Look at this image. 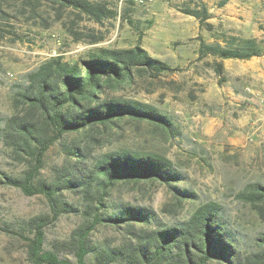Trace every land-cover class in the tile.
Here are the masks:
<instances>
[{"label": "rangeland", "instance_id": "374dc122", "mask_svg": "<svg viewBox=\"0 0 264 264\" xmlns=\"http://www.w3.org/2000/svg\"><path fill=\"white\" fill-rule=\"evenodd\" d=\"M90 1L102 2L113 15L95 21L47 0H0V134L11 116H37L21 94L33 89V75L41 67L79 65L103 48L139 45L169 69L156 75L135 71L131 80L105 85L100 98L141 102L172 125L124 118L62 134L45 152L34 182L72 164L78 158L70 153L75 146L85 171L111 152L157 154L178 179L118 181L105 198L150 210L154 219L144 226L148 229L185 221L200 205L214 203L241 252L254 251L256 237L264 234V201L249 197L255 185H264V0L258 3L259 19H249L241 9L256 0ZM245 39L255 42L259 55L220 58L209 51ZM215 62L222 64V74ZM32 162L0 138V264H44L29 256L27 244L34 235L31 218L50 215L49 203L4 179L22 177ZM171 186L195 196L178 201ZM59 193L73 208L46 224L42 250L78 264L72 237L85 227L92 247L129 241L122 225L93 223L100 211L88 206L87 193ZM85 264H99L93 252Z\"/></svg>", "mask_w": 264, "mask_h": 264}, {"label": "trees", "instance_id": "16d2710c", "mask_svg": "<svg viewBox=\"0 0 264 264\" xmlns=\"http://www.w3.org/2000/svg\"><path fill=\"white\" fill-rule=\"evenodd\" d=\"M86 14L95 21L113 15L102 2L90 0H47ZM252 39L235 46H211L209 51L220 58L248 59L260 54ZM168 66L151 57L141 46L103 48L79 65L61 62L43 66L32 78L34 86L22 97L38 110L33 118L11 116L0 138L16 154L30 155L33 162L22 177L4 176L5 182L19 187L26 195L42 194L50 206V215H38L30 220L34 235L28 240L29 256L37 263L72 264L53 251L42 250L44 227L62 211L73 207L61 201L62 189L87 193V204L94 211L93 223L99 220L122 225L129 241L120 246H91L87 242L89 227L80 228L72 237L78 264L94 253L99 264H264V234L256 237V249L242 253L233 231L219 215V207L205 203L196 208L189 219L169 226L148 229L154 219L145 208L105 198L108 189L118 181L153 180L169 183L180 177L169 162L157 154L145 152H111L98 160L94 168L85 171L78 147L70 153L78 158L72 164L56 169L54 176L34 182L43 156L62 134L81 131L96 125H109L124 118L147 120L163 127L172 125L167 116L136 101L101 99L100 92L112 82L131 80L135 71L156 75ZM215 71L223 66L215 62ZM178 201L194 197V193L171 186ZM180 196V197H178ZM250 198L264 201V185H255ZM101 218H100V217ZM137 225H140L138 228ZM72 241L70 242V244Z\"/></svg>", "mask_w": 264, "mask_h": 264}, {"label": "crops", "instance_id": "0c3cea01", "mask_svg": "<svg viewBox=\"0 0 264 264\" xmlns=\"http://www.w3.org/2000/svg\"><path fill=\"white\" fill-rule=\"evenodd\" d=\"M258 1V2H257ZM259 0L254 1L253 3L250 4H244L242 6V11L244 12V15H248L249 19L254 17V19H259L261 17V5L258 4Z\"/></svg>", "mask_w": 264, "mask_h": 264}]
</instances>
